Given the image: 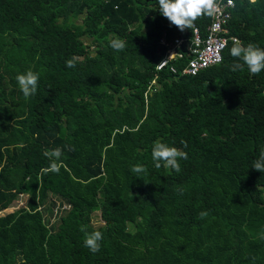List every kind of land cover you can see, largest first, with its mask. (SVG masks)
<instances>
[{
    "label": "trees",
    "instance_id": "trees-1",
    "mask_svg": "<svg viewBox=\"0 0 264 264\" xmlns=\"http://www.w3.org/2000/svg\"><path fill=\"white\" fill-rule=\"evenodd\" d=\"M234 2L229 36L264 49V0ZM209 24L193 26L204 37ZM191 33L158 0H0V212L27 196L0 216V264H264V173L252 168L264 71L233 72L243 61L229 43L196 76L181 74L185 59L157 73L161 39ZM29 70L39 80L25 98L16 77ZM156 142L187 153L179 173L155 167ZM57 148L59 173L44 171ZM51 198L64 207L54 223ZM95 231L92 253L84 239Z\"/></svg>",
    "mask_w": 264,
    "mask_h": 264
},
{
    "label": "clouds",
    "instance_id": "clouds-1",
    "mask_svg": "<svg viewBox=\"0 0 264 264\" xmlns=\"http://www.w3.org/2000/svg\"><path fill=\"white\" fill-rule=\"evenodd\" d=\"M158 2L160 14L182 32L185 29H191L194 22L203 15L212 16L219 7V0H158ZM111 47L117 51H122L125 48V42L121 39H114L111 42ZM230 55L236 58L237 61H243V63L236 62L231 66L233 72L243 71L245 66H247L248 71L252 75H258L261 71H264V49L253 44H248L245 47L239 42H235L230 49ZM75 62V57L67 60L66 67H75ZM16 79L25 98L37 93L38 73L29 70L25 74L17 75ZM62 154V150L59 148L45 150L43 155L49 159L50 166L44 171L59 173L60 164L58 161ZM151 155L156 168H160L161 162H163L164 166L175 170L177 173L181 171L179 160L188 159L186 152L161 142L154 144ZM252 168L257 172L264 173V150L260 152L258 159L253 162ZM132 171L140 174L146 172V169L141 165H136L132 168ZM179 191L183 194V189H179ZM207 216V211H202L198 214L199 219H204ZM81 231H84V229H81ZM102 240L103 235L99 231L85 233L84 245L92 253H97L101 249Z\"/></svg>",
    "mask_w": 264,
    "mask_h": 264
},
{
    "label": "built area",
    "instance_id": "built-area-1",
    "mask_svg": "<svg viewBox=\"0 0 264 264\" xmlns=\"http://www.w3.org/2000/svg\"><path fill=\"white\" fill-rule=\"evenodd\" d=\"M248 1L253 2L254 0ZM234 6V0H219L218 10L210 16V24L204 37L201 36L199 29L193 26L189 38L177 37L169 43L161 39L160 43L167 47V51L157 63L156 72L168 70L175 74L177 69L172 63L184 59L186 63L181 74L188 76H196L205 69L220 64L227 45L239 42L237 38L229 36L227 27ZM155 80L156 77L149 86V93L154 91Z\"/></svg>",
    "mask_w": 264,
    "mask_h": 264
},
{
    "label": "rangeland",
    "instance_id": "rangeland-1",
    "mask_svg": "<svg viewBox=\"0 0 264 264\" xmlns=\"http://www.w3.org/2000/svg\"><path fill=\"white\" fill-rule=\"evenodd\" d=\"M26 200H27V196L20 197L18 200L14 201L8 209L1 211L0 216L13 212L17 210L19 207L25 206ZM52 202H54L52 198L47 201L46 212H45V217L50 221V223L56 222L62 210H64V207L59 206L57 202L55 203V206L52 205ZM93 224L94 226H99L101 224L100 220L98 219V214L94 216ZM18 263L20 262L18 261Z\"/></svg>",
    "mask_w": 264,
    "mask_h": 264
}]
</instances>
